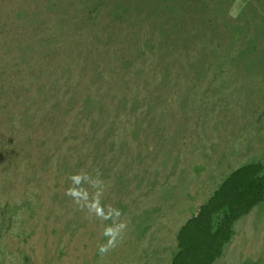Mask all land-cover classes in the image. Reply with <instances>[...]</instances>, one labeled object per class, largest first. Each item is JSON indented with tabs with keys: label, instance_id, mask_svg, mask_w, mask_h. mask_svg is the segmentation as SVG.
I'll use <instances>...</instances> for the list:
<instances>
[{
	"label": "rangeland",
	"instance_id": "1",
	"mask_svg": "<svg viewBox=\"0 0 264 264\" xmlns=\"http://www.w3.org/2000/svg\"><path fill=\"white\" fill-rule=\"evenodd\" d=\"M252 164L264 0H0V264H172ZM213 264H264V200Z\"/></svg>",
	"mask_w": 264,
	"mask_h": 264
},
{
	"label": "trees",
	"instance_id": "2",
	"mask_svg": "<svg viewBox=\"0 0 264 264\" xmlns=\"http://www.w3.org/2000/svg\"><path fill=\"white\" fill-rule=\"evenodd\" d=\"M264 200V165L233 172L178 234L172 264H213L233 236L234 225ZM222 218L216 224V216Z\"/></svg>",
	"mask_w": 264,
	"mask_h": 264
},
{
	"label": "crops",
	"instance_id": "3",
	"mask_svg": "<svg viewBox=\"0 0 264 264\" xmlns=\"http://www.w3.org/2000/svg\"><path fill=\"white\" fill-rule=\"evenodd\" d=\"M211 196H212V195H210V196L208 197V199H205V201H204V200L201 201V202H200V207H202L203 205L207 204L208 201L211 199Z\"/></svg>",
	"mask_w": 264,
	"mask_h": 264
}]
</instances>
